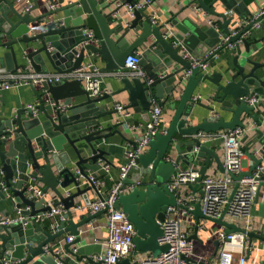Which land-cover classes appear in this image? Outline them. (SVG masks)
<instances>
[{
  "label": "water",
  "instance_id": "obj_1",
  "mask_svg": "<svg viewBox=\"0 0 264 264\" xmlns=\"http://www.w3.org/2000/svg\"><path fill=\"white\" fill-rule=\"evenodd\" d=\"M22 1L0 0V73L17 72L25 69L27 64L37 73L69 72L82 66L86 58L96 55L104 61L105 71L118 74L120 86L111 92L91 96L82 79L60 83L42 81L38 88L30 85L37 100L33 108L26 105L11 112L2 101L0 203L10 200L23 218L0 225V264H81L84 259L88 263L94 262L87 257L92 247L82 244L74 249L72 245L81 241L80 227L105 213L108 207L78 221L74 220L73 211L90 204V191L99 198L104 196L89 175L102 179L104 174L97 172L99 164L109 162L108 155L114 148L123 150L122 144H106L107 139L117 135L121 142L136 148L134 137L128 136L120 124L103 120L109 116L112 121L117 114L115 104L110 101L122 93L126 94L127 101L124 108L131 112L125 122L139 128L150 121L153 100L172 112L166 132L154 135L146 151L135 158L137 171L123 180L122 189L132 188L121 193L114 202V207L121 209L135 226L133 242L136 250L153 255L166 251L168 245L158 243L162 235L160 223L168 207L176 205V196L169 188L176 167L165 160L166 157L186 166L202 159L201 176L206 173L211 160L220 172H224L221 144L202 142L193 135L199 131L208 133L244 126L245 118L255 124L258 142L264 148V101L250 105L244 100L246 96L264 97V61L252 56L260 41L254 35L253 25L262 16L252 18L239 14L235 19L233 15L212 9L217 0L208 3L190 0V4L196 2L197 8L217 17L213 23L217 26L219 23V28L210 25L203 29L199 26L204 25L201 19L196 22L188 15L178 19L189 4L164 22L153 24L145 8L126 13L124 4L133 0H120V4L115 0H31L25 6ZM224 7L231 8L227 4ZM34 10H38V14L32 15ZM170 26L177 32L166 39L163 35ZM232 31L235 33L231 35ZM131 35L133 39L129 40ZM220 43L222 45L216 48ZM229 44L233 47L228 48ZM182 46L194 55H203L212 49L213 53H229L232 56L230 65L211 73L192 68L183 81L182 75L190 68V62L182 56ZM139 48L141 73L119 74L127 56ZM206 82L210 84L206 93L209 103H202L194 97L197 88ZM196 106L207 112L199 120ZM224 112L231 113V117L226 119ZM248 156L253 160L249 170L237 175L231 173L236 182L228 201L237 188V181L252 175L256 166L262 163L264 151L258 157L255 154ZM33 181L40 182L45 193L38 200L26 194L27 186ZM197 187L198 183L189 185L194 192ZM49 191L57 198L56 202L48 200ZM198 192L202 194L201 190ZM261 193H264L263 182L259 183L254 199L261 209L262 220L247 229L224 219L228 204L221 216L214 219L204 216L200 203L196 202L189 210L196 226L188 240L198 239L197 223L203 218L223 226L225 235L240 231L245 233L250 245L263 246L264 201H259ZM77 197L81 199L75 201ZM51 204L62 205L66 210L64 219L54 230L49 226L51 219L38 222L34 218L36 214L49 211ZM9 215L6 210H1L0 220ZM65 233L73 235L74 240L63 245V255L55 249V244ZM215 244L214 254L219 241ZM186 260L204 264L191 258ZM117 264H129V259Z\"/></svg>",
  "mask_w": 264,
  "mask_h": 264
},
{
  "label": "built area",
  "instance_id": "obj_2",
  "mask_svg": "<svg viewBox=\"0 0 264 264\" xmlns=\"http://www.w3.org/2000/svg\"><path fill=\"white\" fill-rule=\"evenodd\" d=\"M28 2V0H27ZM121 2L117 1V4ZM151 5V0H133L132 3L124 4V10L127 14H130L135 8H148ZM258 16H264V7L260 8L253 18ZM150 21L153 24H159L160 19L152 12L149 16ZM206 20L211 25L214 20L207 18ZM260 21H256L253 26L258 27ZM235 31L231 32V35ZM170 32H166L163 37L168 38ZM224 39L223 41H225ZM177 44V42H174ZM222 43L218 44V48ZM233 44H229L228 48H232ZM214 49L203 55H194L188 52L182 46V56L189 60L190 68L186 70L183 75V81L190 75L192 68L197 67L200 71H210V61L213 58H217V53H213ZM139 53H131L127 56L124 62V68L129 74H140L141 70L138 65ZM28 69V70H27ZM31 68L18 70L17 72H4L0 73V88L8 89L10 87H17L20 85H36L42 81L60 83L64 80L82 79L85 89L91 96H98L103 93L101 89L100 72L94 63H87L69 72L61 73H37L31 72ZM196 100V98L194 97ZM244 100L253 105L259 101H264L263 98H256L254 96L244 97ZM28 107L33 108L34 104H28ZM115 109L118 111L112 119V123L120 124L125 130L136 132L134 139L137 142L136 148H130L125 153V161L121 163L118 169L117 178L113 181L110 189L103 194L102 198H98L95 201H91L90 204L76 207L80 211H86L93 214L105 206H107L106 214V247L103 252L98 256L94 262L88 264H117L121 260L128 258L129 264H192L187 258L192 253L193 245L191 240H188L189 233L187 230L182 229L181 220L183 216L190 214L189 210L194 207L196 202L200 203V209L204 216L210 218H219L223 212V209L228 204L225 216H229L231 222L236 223V220L240 221L242 228L250 227L249 217L251 206L254 204V199L257 191V187L260 182L264 183V160L261 164L257 165L252 175L243 176L239 179L237 188L232 196V199L228 201L231 194L235 180L231 176L232 174H239L244 170L243 161L245 160L246 153L243 148V141L246 135V130L250 125H255L252 121L248 123V126H236L233 129H221L216 132H202L194 134L193 136L199 138L202 142L214 141L220 142L222 147V165L224 172L218 175L201 176L199 167L191 164L188 167H183L177 164L172 158L166 157L165 160L171 161L176 171L172 175L169 181V188L176 196V205L169 206L167 214L164 220L160 223L162 229V235L158 238L160 245L167 244L168 249L164 252H160L157 255H153L150 252H140L136 250L133 238L136 235V229L133 223L128 219L127 215L121 210L114 207V202L118 196L129 191L132 187L129 186L126 190L122 189L123 180L129 176V172L132 168L136 167L135 158L146 151L149 142L153 139L156 133H165L166 126L163 125V109L157 105L155 101H152L150 107V121L143 128L134 125L133 123L125 122V119L131 116V112L124 108V104L116 103ZM197 147L195 151H197ZM256 152L257 150L254 149ZM264 149H262L263 153ZM258 152V151H257ZM261 153V154H262ZM256 155L257 157L260 156ZM105 174H109L111 166L108 163H104L99 167ZM76 173L79 171L76 169ZM90 180L96 186L98 192H101V188L104 186L103 179H95V175H89ZM198 183L196 192L189 188V185ZM3 185V183H1ZM201 190L202 194L198 191ZM26 194L29 198H35L38 200L45 196L42 192L40 185L37 182H31L26 188ZM101 194V193H100ZM50 203H53L52 200ZM66 210L62 205H52L49 211L36 214L35 220L40 222L45 219L54 220L55 216L59 217V220H63V214ZM23 217L17 211V215L14 217H1L0 225H7L21 220ZM57 222L55 221L51 225V229L54 230ZM198 230L201 229L199 223ZM223 227L221 230L215 232L208 230H201L203 234L207 235V238L213 234L217 235L219 245L216 255L212 264H246L247 256L246 250H252L251 245H246V235L240 231H232L229 234H224ZM74 240L73 235L65 236V241L70 243ZM141 253V257L138 254Z\"/></svg>",
  "mask_w": 264,
  "mask_h": 264
},
{
  "label": "crops",
  "instance_id": "obj_3",
  "mask_svg": "<svg viewBox=\"0 0 264 264\" xmlns=\"http://www.w3.org/2000/svg\"><path fill=\"white\" fill-rule=\"evenodd\" d=\"M120 0H115L117 3ZM206 3L212 1V0H204ZM28 2H31V0H28ZM27 3V0L25 2L22 1V5L25 6ZM189 4V7L181 12L178 15V19L180 20L184 16L188 15L190 19L193 21L199 22L197 19H201L202 23L204 25H199L201 28H206L207 26H210L206 20L207 18H211L214 21H217V17L206 14L203 12L200 8H197V3L193 2L190 4V0H151V5L146 8L147 13L149 15L152 12H155V14L159 17L160 22H164L167 20L169 17L174 16L177 14L180 10H182L186 5ZM228 5L231 8L226 9L224 5ZM212 9L219 11V12H226L227 15H233L235 19H238V15H250V17L253 18L258 12L260 8L264 7V0H226L225 2H221L220 0L215 1L212 4ZM38 10L32 11V15L38 14ZM241 22V20H239ZM214 27L219 28V23L218 26L216 25H211ZM254 35L257 39L260 41L258 42V49L256 52H252V56L254 59L262 60L264 61V16L260 20V25L258 27L254 26ZM168 32H170V36L172 34H175L177 31L175 30L174 27H169ZM133 39V35L129 36V40ZM251 38L249 37V40ZM141 51V48L137 49L134 53H139ZM229 51V50H226ZM197 55V54H196ZM231 55L229 53H217V58H213L210 61V73L218 71L221 67L228 66L230 65L231 62ZM21 62V60H19ZM94 63L99 72H100V79H101V89L103 93L105 92H111L112 90H115L120 86L118 82V74L105 71L104 70V61L100 59V57L96 55H92L88 58L85 59L84 64L87 63ZM29 65L27 64L25 69L28 68ZM30 68V67H29ZM23 70V69H19ZM31 72H34L32 69L30 70ZM56 73V72H54ZM119 74H129L127 70L123 67L121 68V71ZM37 88L39 87V84L35 85ZM210 84L206 82L205 84H201L200 88H197L198 91L196 90L195 92V98L196 100L202 102V103H209L208 97L206 96L207 91L209 90ZM2 101L5 104V107L11 111L14 112L16 109L26 106L28 104H34L37 102L36 97L31 90L30 85H20V86H13L8 89H0V109H2ZM116 103H122L126 104V94L122 93L120 95L114 96L113 101H110V104H116ZM163 125L167 126L169 123V120L171 118V111H166L163 107ZM195 111L199 114L197 117V120H199L203 115H205L207 112L206 110L201 107V106H196ZM223 115L225 116L226 119H229L231 117V113L229 112H224ZM103 120H106L105 122H112L111 117L107 116L103 118ZM196 122V119L193 121ZM250 120L248 118H245V124L248 126V123ZM255 125H250L248 129L246 130V135L244 137L243 141V148L246 153L245 160L243 161V167L244 170L242 172H246L249 170L250 166L253 164V160L248 156V154H256L259 155L262 153L263 146L259 144V139L257 138V134L255 132ZM128 133V136H133L138 135L136 132H132L130 130H124ZM106 144H113V145H123V150L119 151L118 148H114V152L108 155L109 162L111 166V170L109 174H105L102 170H98V174H104V186L101 188V194H105L113 184V181L117 178L118 175V169L117 167L125 161V153L131 148L129 144L126 142H121L120 138L117 135H114L112 137H109L106 141ZM215 144H220V142H215ZM254 149L257 151L255 152ZM248 153V154H247ZM220 158H222V149L220 150ZM203 163L202 159H196L193 163V165L197 166L200 168L201 164ZM104 164V162H101L99 164V167ZM190 164V165H191ZM181 166L183 167H188L183 163H180ZM138 168H132L129 172V176L135 173ZM89 173H91L89 171ZM222 172H220L214 163L213 160H211L209 167L206 170L207 175H218ZM37 182V181H34ZM40 187L42 188V184L40 182H37ZM48 200H52L53 202L57 201V198L55 195L49 191ZM99 197L93 192L90 191L88 192V199L90 201H95ZM81 197H77L76 200H80ZM259 201H264V193L260 194ZM25 208V206H23ZM3 210L6 212L10 213V217H14L17 215V211L13 207V204L11 203L10 200H7L6 203H0V211ZM74 220L78 221L80 218L89 215L90 213L86 211H80L79 209H75L74 211ZM261 209L259 208L258 204L254 203L251 206L250 210V217H249V222L250 226L254 224V222H257L259 220H262L261 218ZM225 220L231 222V219L229 216L224 217ZM54 221L57 223L60 221L58 216L54 217V220H52V223L49 224L50 227L53 225ZM239 221L236 220V224L239 225ZM201 229H197V237L198 239H191L193 249L192 253L189 256V258L196 260V261H202L204 264H212V261L214 260V254L215 249H216V244L215 241L218 240L217 235L213 234L209 238H207L206 234L202 233L203 230H208L215 232L217 230H221L223 226L218 224L217 222L207 220L200 218L198 221ZM241 223V222H240ZM198 225V224H197ZM196 226V220L193 216L192 213L183 216L181 220V227L182 229H185L188 231L189 236L193 234ZM69 235L68 233L63 234L61 237H59L56 240L55 244V249H58L61 253L62 252V247L65 243V236ZM80 236H81V241L79 244L72 245V248L76 249L82 244L88 245L92 247V249L88 253V258H91L92 260H95L98 258V256L103 252V250L106 247V236H107V230H106V214H99L95 218L89 220L87 223H85L83 226L80 227ZM246 245H250L248 242V239L246 238ZM252 250H246L245 254L247 256V263L246 264H261V262L264 260V245L262 246L261 244H252ZM63 255H65L63 253ZM139 257H141V253L138 254ZM81 264H88L86 259L83 260ZM138 264V262H137Z\"/></svg>",
  "mask_w": 264,
  "mask_h": 264
},
{
  "label": "rangeland",
  "instance_id": "obj_4",
  "mask_svg": "<svg viewBox=\"0 0 264 264\" xmlns=\"http://www.w3.org/2000/svg\"><path fill=\"white\" fill-rule=\"evenodd\" d=\"M238 223L241 224L240 221H239ZM157 254H159V252H157L156 255H157Z\"/></svg>",
  "mask_w": 264,
  "mask_h": 264
},
{
  "label": "trees",
  "instance_id": "obj_5",
  "mask_svg": "<svg viewBox=\"0 0 264 264\" xmlns=\"http://www.w3.org/2000/svg\"><path fill=\"white\" fill-rule=\"evenodd\" d=\"M102 179H104V178H102Z\"/></svg>",
  "mask_w": 264,
  "mask_h": 264
}]
</instances>
